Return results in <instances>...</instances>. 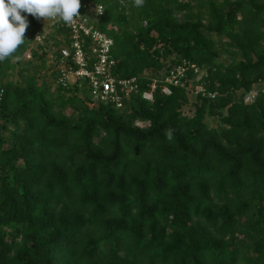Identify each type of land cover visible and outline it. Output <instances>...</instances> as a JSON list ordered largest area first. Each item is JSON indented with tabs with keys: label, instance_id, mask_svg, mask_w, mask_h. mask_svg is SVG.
I'll list each match as a JSON object with an SVG mask.
<instances>
[{
	"label": "trees",
	"instance_id": "trees-1",
	"mask_svg": "<svg viewBox=\"0 0 264 264\" xmlns=\"http://www.w3.org/2000/svg\"><path fill=\"white\" fill-rule=\"evenodd\" d=\"M101 2L114 74L139 83L125 110L56 85L41 47L23 62L30 15L0 61V264H264V96L244 103L264 80V0ZM184 60L215 98H142Z\"/></svg>",
	"mask_w": 264,
	"mask_h": 264
},
{
	"label": "built area",
	"instance_id": "built-area-1",
	"mask_svg": "<svg viewBox=\"0 0 264 264\" xmlns=\"http://www.w3.org/2000/svg\"><path fill=\"white\" fill-rule=\"evenodd\" d=\"M78 11L80 15L71 25L64 24L58 17L39 18L43 30L34 35L27 58L31 60L32 51L41 47V52L46 55L47 69L55 76L56 85L86 91L92 106L107 104L123 111L132 95L139 93L138 79H120L114 74V40L99 28L105 15L101 0H80ZM207 77L206 69L184 60L162 78L149 77L142 98L153 103L158 90L170 96L173 87L183 88L191 95L202 94L215 98L216 94L208 93L205 89L203 80ZM262 96L264 80L254 84L244 95V103L253 104Z\"/></svg>",
	"mask_w": 264,
	"mask_h": 264
},
{
	"label": "clouds",
	"instance_id": "clouds-1",
	"mask_svg": "<svg viewBox=\"0 0 264 264\" xmlns=\"http://www.w3.org/2000/svg\"><path fill=\"white\" fill-rule=\"evenodd\" d=\"M141 7L143 0H133ZM80 0H0V61L10 57L25 41L24 34L29 27L28 16L34 19L58 17L71 25L79 16ZM172 139V131L165 134Z\"/></svg>",
	"mask_w": 264,
	"mask_h": 264
},
{
	"label": "rangeland",
	"instance_id": "rangeland-1",
	"mask_svg": "<svg viewBox=\"0 0 264 264\" xmlns=\"http://www.w3.org/2000/svg\"><path fill=\"white\" fill-rule=\"evenodd\" d=\"M23 60H24L23 62H28V61H30V60L27 58V55L24 57ZM48 72H49V71H48ZM48 72H47V74H48ZM49 74H50V73H49ZM50 75H51V74H50ZM19 78H20V77H19V74H18L17 70H14V71L11 72L10 77H9V80L15 82V81H17ZM5 81H6V80H5ZM193 100H194V99H192V101H193ZM193 112H194V107H193V106H188V107H186V108L184 109V113H185L186 115L191 116V115H193ZM208 122H211V120L208 119Z\"/></svg>",
	"mask_w": 264,
	"mask_h": 264
}]
</instances>
